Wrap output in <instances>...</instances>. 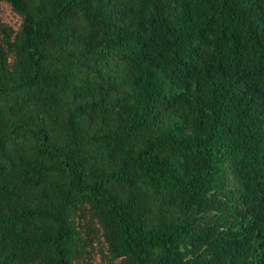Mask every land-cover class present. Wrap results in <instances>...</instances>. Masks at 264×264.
Masks as SVG:
<instances>
[{
    "label": "trees",
    "instance_id": "1",
    "mask_svg": "<svg viewBox=\"0 0 264 264\" xmlns=\"http://www.w3.org/2000/svg\"><path fill=\"white\" fill-rule=\"evenodd\" d=\"M0 264H264V0H0Z\"/></svg>",
    "mask_w": 264,
    "mask_h": 264
}]
</instances>
